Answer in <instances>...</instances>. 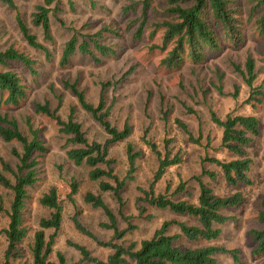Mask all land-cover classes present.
I'll return each mask as SVG.
<instances>
[{"label":"rangeland","instance_id":"rangeland-1","mask_svg":"<svg viewBox=\"0 0 264 264\" xmlns=\"http://www.w3.org/2000/svg\"><path fill=\"white\" fill-rule=\"evenodd\" d=\"M14 1L16 9H11L0 1V53L14 47L29 54L38 61L39 75L34 77L20 64H13L12 69L21 74L28 87L29 97L20 107L9 109L3 105L4 99L0 95V113L16 118L22 133L29 138L32 137L30 126L40 129L41 139L47 147L46 154L40 159L39 181L27 212L30 232L22 245V262L33 264L31 246L34 233L40 219L50 215V211L39 204V199L52 187L57 188L64 205V220L56 238L55 252H62L68 262L81 260L80 254L68 246V241L85 246L93 257L100 260H106L113 253L111 249L100 247L95 241L79 233L71 221L77 209L83 225L100 241L108 242L112 239L113 231L101 227V224L108 222L107 217L102 210L85 204L86 193L92 192L103 197L117 217L119 230L129 227V223L119 214V205L112 195L101 193L99 182L88 179L89 169L84 165L77 167L68 159L66 153L72 146L68 144L67 137L59 132L56 123L35 112L36 103L49 101L52 109H58L62 119L67 120L74 108L75 120L82 125L89 141L104 143L108 138L104 130L81 109L76 98L64 87L65 81L74 83L79 80L87 100L94 105L98 104L101 83L118 82L105 94L108 105L115 99L109 120L120 129L128 121L132 134L127 140L110 148V157L117 161L115 173L123 179L128 172L127 145H133L136 151L142 153L137 161L134 180L129 181L122 192L125 203L123 214L132 217L130 224L136 226V229L119 241V244L127 247L134 242L139 244L143 240H149L166 221L197 224L193 218L152 207H147L146 213L141 216L143 208L142 203L137 204L141 195L138 188L148 190L158 168L157 156L142 141L147 132L148 140L156 144L163 155L167 152L168 142L171 156L180 154L182 158L181 164L168 169L164 178L156 184V194L168 195L174 201L197 204L200 193L197 178L219 196L241 193L244 198L242 205L224 211L232 219L221 227L222 233L215 244L237 250L241 261L246 264H264V257L258 259L252 256L256 245L249 235L252 229L262 228L257 221V214L264 198V98L260 103H249L251 88L242 76L247 59L253 58L257 73L253 88L264 93V36L256 29L257 18L247 23L245 44L240 49L224 42L222 51L210 56L205 65H186L180 71H170L160 65L164 55L158 50H150L153 43L161 42L162 34L158 33L150 42V30L147 27L166 7L165 0H153L152 7L148 10L149 20L144 28L145 33L140 40L134 36L143 21L142 0H56L50 7L52 12L49 15L53 41H46L43 29L33 25V14L45 0ZM238 1L244 9L245 20L250 7L255 5V0ZM129 7L132 10L124 13L123 9ZM17 15H20L38 41L48 48L50 59L44 52L32 49L24 40L18 27ZM107 26L117 30L119 34L108 36L104 40L117 50L115 57L100 58L97 62L89 56L76 53L68 66L60 65L62 51L72 37H77L81 43L87 36ZM212 113L221 120H225L228 115L255 116L259 119L261 135L248 150L253 159L249 173L252 181L250 185L232 187L226 183L217 166L204 161L207 158L224 162L232 159L222 146V128L213 122ZM178 122L187 126L190 135L184 132ZM13 149L22 152L19 143H5L0 138V159L15 167L18 160L12 154ZM209 171L217 174L216 180L205 175ZM5 175L12 179L9 173ZM72 182L78 183L75 204L67 198ZM182 185L184 191L177 193ZM0 194L4 197L8 210L13 193L0 185ZM8 221L5 214L0 216V231L7 228ZM53 233L54 231H49L48 234ZM170 234H180L179 228L171 227ZM179 244L185 248L208 245L207 242H190L186 239H182ZM5 250L6 239L0 234V263ZM50 259L52 262L58 261L55 254ZM219 264L236 263L230 256L221 255Z\"/></svg>","mask_w":264,"mask_h":264},{"label":"trees","instance_id":"trees-1","mask_svg":"<svg viewBox=\"0 0 264 264\" xmlns=\"http://www.w3.org/2000/svg\"><path fill=\"white\" fill-rule=\"evenodd\" d=\"M11 9H16L14 0H0ZM56 0H45L42 5L37 6L33 14V25L41 27L46 41H53L50 30V8ZM153 0H142L143 21L135 34V39H142L144 28L149 20L148 10L152 7ZM166 7L160 12L156 20L150 22L149 41L152 42L158 33L162 34L160 43H153L151 51L158 50L164 57L160 65L166 70L180 71L186 65H205L210 56L219 53L223 49L224 42L240 49L246 40L247 23L253 18L256 19V29L261 36H264V0H255V5L250 7L248 18L244 20V9L238 0H165ZM132 8H124L123 12L128 13ZM17 23L24 40L28 45L37 51H42L50 59L48 48L38 41L36 35L32 34L20 15H17ZM119 35L117 30L107 26L97 33L87 36L81 43L77 37H72L62 51L60 65L66 67L70 64L73 56L80 53L91 57L99 62L100 58L115 57L118 52L104 40L108 36ZM264 60V53H263ZM13 64H20L25 71L36 77L39 75L38 61L25 52L8 48L0 53V95L3 105L6 108H18L25 103L29 97L28 87L18 72L12 69ZM127 75V74H126ZM256 63L249 57L245 63V70L242 76L247 85L251 88V96L248 102L260 103L264 93L253 88L256 79ZM125 77V76H124ZM118 82L109 81L101 83V91L98 104L94 105L87 100L85 92L80 88L79 80L74 83L64 82L65 89L69 90L76 98L81 109L90 115L104 130L107 139L104 143L91 142L86 136L82 125L75 120L74 108L67 120H63L58 114V109L53 110L51 103L35 104V112L53 120L59 132L67 137L68 144L72 148L67 151L68 159L77 167L86 166L89 169L88 179L92 182H99L101 193H110L119 205V214L129 223V227L119 230L117 217L101 195L92 192L86 193L84 202L93 209L102 210L108 219L101 227L113 231V237L108 242L100 241L90 230L83 225L77 209L71 221L75 229L82 235L95 241L100 247L109 248L112 254L106 260H100L92 256L91 252L83 245L68 241L69 247L77 251L81 260L68 262L62 252H55L56 238L62 228L64 220V205L60 199L56 187L50 188L44 193L39 204L50 211L48 217H43L38 223V229L34 233L31 246L33 264H219V256L228 255L236 264H246L241 261L237 250H229L218 246L215 242L219 239L221 227L227 224L232 217L224 213L230 208H237L242 205L244 198L241 193L228 196H219L207 184L199 178L200 193L197 204L186 201H174L168 195H157L156 184L161 181L168 169L178 166L182 162L180 154L171 156L169 143L166 144L167 152L163 155L156 144L147 138L145 133L142 141L157 156L158 168L154 175L150 188L145 190L138 188L141 194L137 200L142 203L141 216L146 213L147 207L193 218L197 224L187 225L178 221H166L155 232L149 240H143L139 244L131 243L124 246L118 242L126 235L136 229L130 224L131 216H124L125 206L122 192L127 183L134 180L137 172V161L142 153L135 150L129 144L126 148L127 161L129 165L126 176L121 179L114 170L117 161L110 157V148L115 144L127 140L132 134V127L126 121L123 127L117 128L109 118L115 99L108 105L106 92ZM237 94L234 95L236 97ZM1 100V101H2ZM192 112V111H191ZM213 122L222 128V146L232 156L230 161H221L216 158H207V161L217 166L226 183L232 187L239 185H250L252 183L249 173L252 168L253 159L249 155V148L261 135V123L255 116H233L228 115L221 120L215 113H212ZM180 123V122H178ZM185 133L190 135L186 125L180 123ZM31 138L21 131L16 118L7 113H0V138L5 143H19L22 152L12 150L13 156L18 164L13 167L4 159H0V185L13 193L10 208L5 207L4 197L0 194V216L8 217L7 228L0 231L6 239V250L3 261L0 264H28L22 262L24 254L22 245L29 235L27 225V212L33 199V192L39 181L40 159L46 154L47 147L41 139V130L33 129L30 126ZM192 139V136H190ZM5 173H9L12 179ZM211 179L216 180L217 174L205 172ZM71 192L67 198L75 204L74 196L78 193V183H71ZM183 185L177 189V193L183 192ZM151 218V216H148ZM257 221L262 226L260 229H252L249 235L252 237L255 248L252 256L255 258L264 257V198L261 200L260 209L257 214ZM178 227L180 234L171 235V227ZM54 231L53 234H48ZM186 239L190 242H207V246L197 248H185L179 242ZM55 254L58 261L52 262L51 256Z\"/></svg>","mask_w":264,"mask_h":264}]
</instances>
